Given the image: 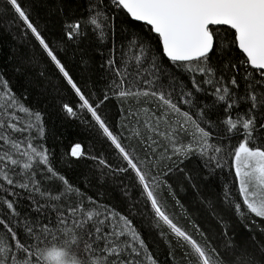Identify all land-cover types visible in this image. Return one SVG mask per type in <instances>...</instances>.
I'll return each instance as SVG.
<instances>
[{"label": "snow or ice", "instance_id": "snow-or-ice-1", "mask_svg": "<svg viewBox=\"0 0 264 264\" xmlns=\"http://www.w3.org/2000/svg\"><path fill=\"white\" fill-rule=\"evenodd\" d=\"M57 12L64 13L62 0ZM85 12L64 20L59 46L21 0H0V28L9 35L18 28L17 35L39 49L22 54L21 63L54 67L77 98L63 111L96 128L124 164L113 167L102 156H89L80 143L70 157L97 161L98 181L131 170L139 199L125 186V214L61 173L46 145L45 114L24 102L27 95H16L0 71V264H159L133 223L141 203L173 264H264V243L254 234L251 244L237 239L228 219L232 213L241 223L251 216L264 220V0H87ZM93 41L102 57L99 93L84 91L61 57L71 48L85 63L81 46ZM38 75L51 86L44 71ZM111 100L121 104L119 134L103 117L102 106ZM132 141L147 153L143 159ZM193 156L208 172L227 168L231 177L222 185L220 205L208 202L220 226L215 239L190 217V227L182 226L160 195L162 188L175 195L173 180L193 182L181 167ZM21 200L29 202L27 213L20 211Z\"/></svg>", "mask_w": 264, "mask_h": 264}, {"label": "trees", "instance_id": "trees-1", "mask_svg": "<svg viewBox=\"0 0 264 264\" xmlns=\"http://www.w3.org/2000/svg\"><path fill=\"white\" fill-rule=\"evenodd\" d=\"M21 3L30 12V18L34 23L56 46H59V38L63 35L64 20H74L87 14L85 12L87 0H62L64 5V13L62 15L57 12V7L61 0H21ZM138 27L143 28L145 32L147 31L142 25H138ZM18 33L19 29L15 27L11 29L10 35L5 34L3 29L0 28V71L4 73L10 82L12 91L16 95L22 99L27 95V99L24 102L45 114L46 145L54 153L55 166L73 184L79 185L89 196L102 199L105 203L113 205L120 212L127 214L130 204L129 198L124 194L125 186H127L128 193L132 198L139 199V189L134 173L129 170L128 173L106 175L98 181L96 177L100 176V171L97 161L88 157L80 160L70 157L71 147L76 143H80L89 156H102L113 167L124 164L114 146H110V142L96 128H89L81 120L69 117L63 111L62 105L64 103L75 106L77 98L73 91L66 86L54 67L42 62L26 68L21 63L22 54L27 55L33 51L38 53L39 49L34 50L30 44L17 35ZM152 39L153 45H155L156 38L154 34ZM81 47L84 49V55L88 57L85 63H81V52L74 51L71 48L66 54L61 52L62 60L70 75L79 82L84 91L87 92L95 88L97 93H99L98 86H103L104 83L98 79L103 72V69L99 67L102 57L96 51L97 46L94 41ZM233 55L235 56L236 53H233ZM18 67L21 69L20 72L16 71ZM248 70L255 72L250 67ZM41 71L47 74L48 81H51V86L44 78L38 75ZM201 102L204 104L211 103L209 97H201ZM102 107L103 117L111 129L119 134L123 130L124 125L120 102L111 100L107 102L106 106ZM92 123L94 124V121ZM123 142L126 146L129 145L127 140ZM132 147L141 159L147 155L143 147L135 141H132ZM181 167H186L191 173L193 182L180 181L177 183L173 180L172 183L175 187L171 191L175 195L170 194L167 188H162L160 195L167 201L168 211L174 212L180 217L179 223L182 226L188 228L191 221L198 222L203 229L208 230L206 235L215 239L220 232V226L214 216L210 214L208 202H212L217 206L220 205L222 185L226 179H231L228 175V169L217 170L215 173L208 172V170L200 166V162L195 156L191 160H185ZM193 183L198 185V187H194ZM235 187H238V185H233V188ZM181 204L183 207H180ZM28 205L29 202L27 200H21L19 204L20 211L27 213L29 211ZM136 209L138 212H133L132 215L133 223L138 226L149 249L158 258L159 264H173V261L168 256V245L160 237L158 230L152 226L150 209L142 203L137 204ZM138 213H142V215ZM2 214L0 212V215ZM188 217L191 218V221ZM228 219L232 225V230L237 234V239H247L251 244L254 243L251 240L254 234L257 241L264 243V234L257 230L258 227L264 228V220L254 216L247 219L245 223L252 229L250 232L246 229L245 223H241L232 213H228ZM253 220L256 223H253ZM17 227L21 226L17 225ZM2 235L4 233L0 232V236ZM196 238L201 241L204 239L199 235ZM168 239L172 241V246L175 247L176 242L173 237L169 236ZM175 255L179 261L182 256L179 248H176Z\"/></svg>", "mask_w": 264, "mask_h": 264}]
</instances>
